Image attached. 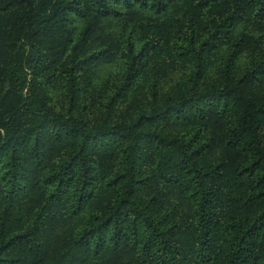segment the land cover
I'll use <instances>...</instances> for the list:
<instances>
[{"label":"trees","instance_id":"1","mask_svg":"<svg viewBox=\"0 0 264 264\" xmlns=\"http://www.w3.org/2000/svg\"><path fill=\"white\" fill-rule=\"evenodd\" d=\"M0 264H264V0H0Z\"/></svg>","mask_w":264,"mask_h":264}]
</instances>
